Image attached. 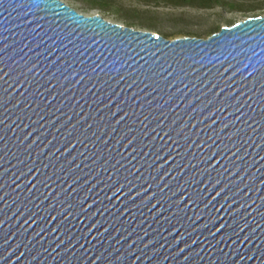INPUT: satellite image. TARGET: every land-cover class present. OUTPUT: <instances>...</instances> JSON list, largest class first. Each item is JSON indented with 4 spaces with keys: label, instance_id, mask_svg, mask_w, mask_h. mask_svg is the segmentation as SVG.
I'll return each instance as SVG.
<instances>
[{
    "label": "water",
    "instance_id": "95a60500",
    "mask_svg": "<svg viewBox=\"0 0 264 264\" xmlns=\"http://www.w3.org/2000/svg\"><path fill=\"white\" fill-rule=\"evenodd\" d=\"M0 264H264V15L169 40L0 0Z\"/></svg>",
    "mask_w": 264,
    "mask_h": 264
},
{
    "label": "rangeland",
    "instance_id": "374dc122",
    "mask_svg": "<svg viewBox=\"0 0 264 264\" xmlns=\"http://www.w3.org/2000/svg\"><path fill=\"white\" fill-rule=\"evenodd\" d=\"M61 1L83 15H99L109 22L126 26L125 21L119 19L118 14L113 11L90 9L86 3L73 0ZM112 2L114 10L138 11L152 19L151 23L154 27L153 29L134 26V30L149 31L164 38H166L167 35L180 32L189 37L205 38L204 36L217 32L215 29L216 26L219 28L228 27L247 18L264 15V8L250 12H228L227 9L218 7L201 10L190 7L177 8L164 4H159L158 6L150 4L146 6L128 0H112Z\"/></svg>",
    "mask_w": 264,
    "mask_h": 264
},
{
    "label": "trees",
    "instance_id": "16d2710c",
    "mask_svg": "<svg viewBox=\"0 0 264 264\" xmlns=\"http://www.w3.org/2000/svg\"><path fill=\"white\" fill-rule=\"evenodd\" d=\"M76 2H83L88 5L90 9H97L101 11H113L117 13L119 19L125 21V25L127 27L133 28L134 26H138L145 29H153V25L151 23L152 19L146 17L143 13L138 11H118L114 10L112 0H73ZM132 2H136L143 5L154 4L158 6L159 4H164L166 6L171 7H190L201 10H208L214 8H223L227 9L228 12L238 11V12H250L258 9L264 8V0H128ZM215 29L217 32L219 31V27L216 26ZM216 33V32H215ZM210 35L204 36L205 38ZM181 37H189L188 35H184V33H175L171 35H167L166 38L169 40L177 39Z\"/></svg>",
    "mask_w": 264,
    "mask_h": 264
}]
</instances>
